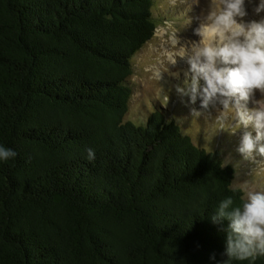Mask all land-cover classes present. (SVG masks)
<instances>
[{"label": "trees", "instance_id": "trees-1", "mask_svg": "<svg viewBox=\"0 0 264 264\" xmlns=\"http://www.w3.org/2000/svg\"><path fill=\"white\" fill-rule=\"evenodd\" d=\"M154 2L0 0V144L18 154L0 163V264L224 259L211 217L241 203L234 168L161 112L125 121Z\"/></svg>", "mask_w": 264, "mask_h": 264}, {"label": "clouds", "instance_id": "clouds-1", "mask_svg": "<svg viewBox=\"0 0 264 264\" xmlns=\"http://www.w3.org/2000/svg\"><path fill=\"white\" fill-rule=\"evenodd\" d=\"M252 0H211L206 14L197 17L194 34L199 39L188 47H177L180 41L171 23L162 29L169 35V47L163 55L168 67L157 71L179 79V72H170L178 60H185L183 86L177 88L181 96H188L192 104L200 99L203 111H192L193 121L203 116L210 118L217 130L236 134L243 129L237 152L244 161L264 158V0H258L254 9L259 20L248 19L246 4ZM111 20V17H106ZM192 23L188 18L186 25ZM179 51H174V49ZM189 74L190 79H189ZM201 81L203 85H201ZM259 93L260 99H256ZM253 107H249V103ZM212 112L215 115H212ZM85 159H96L93 148L85 149ZM17 152L0 144V163L17 157ZM230 159L221 164L227 167ZM239 165H235L238 167ZM261 181L251 186H233L230 191H241L240 205L232 197L220 201L211 219L214 223L227 221L224 229V259L214 264H233L255 261L264 257V170L258 173Z\"/></svg>", "mask_w": 264, "mask_h": 264}, {"label": "rangeland", "instance_id": "rangeland-1", "mask_svg": "<svg viewBox=\"0 0 264 264\" xmlns=\"http://www.w3.org/2000/svg\"><path fill=\"white\" fill-rule=\"evenodd\" d=\"M211 0H155V11L159 16L160 24L154 37L141 49L133 59V76L129 80V85L133 90L128 114L125 121H133L136 124H144L150 115L156 111L166 115L168 120H174L181 127L183 133L190 137L194 144L206 150L208 153L219 152L220 160L230 159L231 166L235 170L233 186H251L261 181L258 175L264 170V158L257 157L255 161H244L237 152L243 129L236 134L217 130L213 126L210 118L203 116L197 121H193L192 111H203L200 108L199 97L195 104L190 102L188 96H181L177 92L178 87L183 86L184 72L188 65L185 60H178L175 67L170 68V72H179V79L162 73L160 80L156 78L157 71H164L168 67L164 58V51L169 47V35L162 31L165 25L171 23L177 30V37L180 44L177 47H188L191 42L199 38L194 31L198 26L197 17L206 14L209 10ZM258 0H252L246 4L249 13L248 19L259 20L254 12ZM190 18L192 23L185 24ZM179 51V49H174ZM189 74V79H190ZM201 85L203 82L201 81ZM256 99H260L257 93ZM253 107L250 102L248 105ZM214 116L215 113L212 112ZM239 165L235 167V165Z\"/></svg>", "mask_w": 264, "mask_h": 264}]
</instances>
